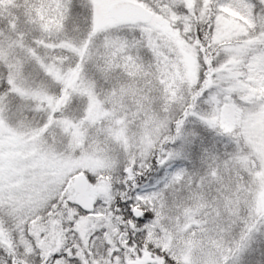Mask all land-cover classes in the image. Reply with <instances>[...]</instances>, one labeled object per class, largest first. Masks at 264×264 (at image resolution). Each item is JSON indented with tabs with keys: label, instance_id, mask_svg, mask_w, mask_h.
<instances>
[{
	"label": "snow or ice",
	"instance_id": "1",
	"mask_svg": "<svg viewBox=\"0 0 264 264\" xmlns=\"http://www.w3.org/2000/svg\"><path fill=\"white\" fill-rule=\"evenodd\" d=\"M264 0H0V264H264Z\"/></svg>",
	"mask_w": 264,
	"mask_h": 264
},
{
	"label": "rangeland",
	"instance_id": "2",
	"mask_svg": "<svg viewBox=\"0 0 264 264\" xmlns=\"http://www.w3.org/2000/svg\"><path fill=\"white\" fill-rule=\"evenodd\" d=\"M259 204L261 207H264V193H262L259 197Z\"/></svg>",
	"mask_w": 264,
	"mask_h": 264
}]
</instances>
